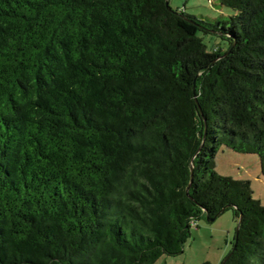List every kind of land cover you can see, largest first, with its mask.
I'll list each match as a JSON object with an SVG mask.
<instances>
[{
    "label": "trees",
    "instance_id": "16d2710c",
    "mask_svg": "<svg viewBox=\"0 0 264 264\" xmlns=\"http://www.w3.org/2000/svg\"><path fill=\"white\" fill-rule=\"evenodd\" d=\"M216 1L0 0V264H155L226 211L221 264H264V206L215 169L264 177V0Z\"/></svg>",
    "mask_w": 264,
    "mask_h": 264
},
{
    "label": "rangeland",
    "instance_id": "374dc122",
    "mask_svg": "<svg viewBox=\"0 0 264 264\" xmlns=\"http://www.w3.org/2000/svg\"><path fill=\"white\" fill-rule=\"evenodd\" d=\"M169 6L196 18H218L227 16L228 9L218 6L216 0H168ZM208 51L227 44L220 38L199 33ZM216 172L236 180L251 183L254 200L264 206V177L261 175L258 157L254 154H239L222 148L215 158ZM191 228V236L184 251L177 256L163 255L155 264H221L232 251L237 223L231 211H226L213 222L202 218Z\"/></svg>",
    "mask_w": 264,
    "mask_h": 264
},
{
    "label": "water",
    "instance_id": "95a60500",
    "mask_svg": "<svg viewBox=\"0 0 264 264\" xmlns=\"http://www.w3.org/2000/svg\"><path fill=\"white\" fill-rule=\"evenodd\" d=\"M192 165H193V163H191V174H192V172H193V167H192ZM191 178H192V177H191ZM215 219H216V218L211 219V220H207V221H208V222H213Z\"/></svg>",
    "mask_w": 264,
    "mask_h": 264
}]
</instances>
